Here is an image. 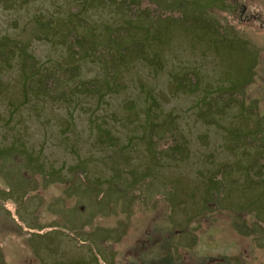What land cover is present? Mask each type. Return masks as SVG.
<instances>
[{
  "label": "rangeland",
  "instance_id": "374dc122",
  "mask_svg": "<svg viewBox=\"0 0 264 264\" xmlns=\"http://www.w3.org/2000/svg\"><path fill=\"white\" fill-rule=\"evenodd\" d=\"M107 30L144 43L126 71ZM0 50V264H264V0H0Z\"/></svg>",
  "mask_w": 264,
  "mask_h": 264
},
{
  "label": "trees",
  "instance_id": "16d2710c",
  "mask_svg": "<svg viewBox=\"0 0 264 264\" xmlns=\"http://www.w3.org/2000/svg\"><path fill=\"white\" fill-rule=\"evenodd\" d=\"M86 7L87 6L85 5V8ZM85 8L83 10H76V11L71 12L72 16L73 17H78L79 15H81V13L85 12ZM156 12H152L151 11V12H144V14L140 13L141 17L144 18L145 22H147V24L144 25V26H141V25L137 24L138 20L139 21L142 20L141 17H138V16H137L135 21H133L132 23H130L128 25H131V27L134 30V32L135 31H141V32L145 33L146 43H147V41L149 39L150 40H154L155 43L151 42V43H148V44H149L150 48H151L152 45H154L155 46V50L158 53L159 51L165 52V48L166 47L169 48V41L167 39L166 40L165 39L161 40L160 39L161 36H159L156 33L154 34V32L151 31V30H152V28L155 27V25H158L159 23H162V21H164L166 23H169L170 21H169V18H165V17H164L163 20H161V18H163V17H157V16L155 18H153V19L152 18L149 19V17L146 18V16H150V15L156 13ZM47 24H49V23H47ZM44 25L45 24H43V26ZM45 26H47V25H45ZM49 27H50V24H49L48 27L45 28V30L46 31L55 32V29L53 27H51V29ZM167 28H169V25L167 26ZM184 29H187L186 30V34H192L193 33L191 31L192 29H190V27H188V26L185 27ZM107 31H108V36H109V39H110L109 41H108V39H107L106 43H100V42H94L93 41L95 43L94 45L97 47V51H94L95 52L94 55H97V57H100V59H101V57L104 58V54H108L109 55L108 60L112 59V60H114L113 63L115 62V67L111 68L112 72H115L118 67L121 68L123 66H124L123 67L124 71H126V69H129L128 65L131 64V59H132L131 56L129 57V53H131L132 51H135L137 48H141L142 49L143 46H144V43L140 41L138 47H137V43L136 42L127 43L125 41V40H127V35H128V32H126V30H122V31H119V30H116V31L107 30ZM154 31H155V28H154ZM65 32H66V34L64 36L65 37L64 40H66V43L68 44L67 47H68V49H69V51H70V53L72 55L79 56L83 52L84 53H88L89 51L85 50V49H87V47H89L92 50H96V48L93 46V43H91L90 41H87L85 36L79 34L78 31L75 29V26H73L69 22H67V28L65 29ZM168 33H169V30H168ZM51 34H53V33H51ZM196 34H198V33H196ZM73 38H74V40H73L74 43H71V39H73ZM198 38H199V36H197V39ZM77 39H78V41L76 42ZM103 44H104V47H101L100 45H103ZM230 45H232V44H230ZM110 46H111V48H108ZM116 47H119V48L121 47V51L118 48H116ZM158 47H163V48L161 50ZM116 50H117V53H116ZM119 51H120V53H119ZM114 53H115V56H117V57L119 56V57L115 58V56H112V54H114ZM0 54H2L3 56H6L4 54V51H2V50H0ZM88 56H90V55H88ZM140 59H143V58H140ZM152 59L153 60H151L150 62H152V61H154L156 59V54H154ZM132 61H133V59H132ZM155 61H158V60H155ZM26 62H27L26 68L28 69V67H30L29 68L30 71H33V70L37 69L36 60H34L31 55H27L26 56ZM188 74L187 75H180L179 77H176L174 79V82L177 83V85H178V84H180L179 81H183L186 86L188 84L191 87H197L199 85L198 84L199 82L197 80L198 77L196 75H194L193 73H190V75H189L190 77H189ZM70 76H71L70 73L67 72L66 70H60L59 72H57V77H53L52 80L50 81L51 83H49V85L48 84H41L40 85V84L37 83V86L35 88H38L39 90H41V92H45L46 95H49V96H53L54 95V98H58V97L65 98L64 97L65 94H62L58 90H59V87H61L60 84L63 81H65V80L68 81ZM177 78H180L179 81H178ZM189 79H191L192 82ZM83 85H84V91L85 92H91V93L94 92V94H98V98L105 97L106 93H107V90L109 89V87H108L109 84H107V82L99 83V82H97L95 80L86 81V83H83ZM24 87H25L24 95H25L26 99H28V96H29V94L31 92V91L29 92V90H32V89H35V88H33L32 85L30 87L31 89H29L28 86L27 87L24 86ZM81 87L82 86L79 85V88L76 89V90L81 92V90H82ZM103 89H105V91ZM203 91H204V94H205V89ZM219 91H221V92L218 93V95H220V96H218V99H221L223 96H227L228 95L227 92L222 91V88H220ZM228 97H231V95H228ZM201 104L202 103H200V105ZM209 105H211L212 108L214 107V105H212L210 103H209ZM224 107H225V105H224ZM100 131L102 132L103 140H107V141L110 140L112 142H115L113 140V138L111 137V131L110 130L100 129ZM238 133L239 132H235V134H238ZM240 134H241V136L245 135L244 133H240ZM232 136L235 137V138H238L234 134H232ZM108 144H110V143H108ZM260 149H261V147H260ZM261 151H263V150L261 149Z\"/></svg>",
  "mask_w": 264,
  "mask_h": 264
}]
</instances>
